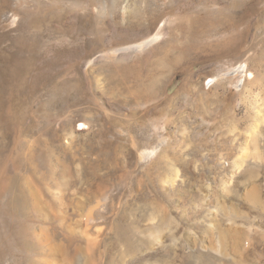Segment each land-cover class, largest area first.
<instances>
[{"label":"rangeland","instance_id":"1","mask_svg":"<svg viewBox=\"0 0 264 264\" xmlns=\"http://www.w3.org/2000/svg\"><path fill=\"white\" fill-rule=\"evenodd\" d=\"M1 176L0 264H264V0H0Z\"/></svg>","mask_w":264,"mask_h":264},{"label":"bare ground","instance_id":"2","mask_svg":"<svg viewBox=\"0 0 264 264\" xmlns=\"http://www.w3.org/2000/svg\"><path fill=\"white\" fill-rule=\"evenodd\" d=\"M24 40V39H23ZM20 41H21V39H20ZM150 42V40L149 39H147V40H145V41H142V42H140V43H137V44H135V45H132V46H129V47H127V48H124L123 50H138V49H141V48H143L146 44H148ZM29 46V45H28ZM27 46V47H28ZM15 69H13L12 71H14ZM26 71V70H25ZM16 72V71H15ZM252 75V73H250L249 74V76H251ZM147 153H145V155H146ZM143 156V155H142ZM4 178H3V176H1L0 177V193L2 192V191H4V189H5V186H6V184L4 183ZM255 188H251L249 191H251L249 194H252L250 197H254V196H256L255 194ZM248 194V195H249ZM247 195V196H248ZM10 201V200H9ZM10 202H12V199H11V201ZM235 227V226H234ZM236 227H238V226H236ZM156 228V227H155ZM157 229V228H156ZM236 229V228H235ZM160 230V229H159ZM239 237V236H238ZM240 238H242V237H240ZM252 241H253V239H252ZM253 243V242H252Z\"/></svg>","mask_w":264,"mask_h":264},{"label":"built area","instance_id":"3","mask_svg":"<svg viewBox=\"0 0 264 264\" xmlns=\"http://www.w3.org/2000/svg\"><path fill=\"white\" fill-rule=\"evenodd\" d=\"M238 75V74H237ZM239 82H237V87H241L242 86V84H243V78H244V75L242 76V75H240V73H239ZM214 83V81L211 79V78H208L206 81H205V84H206V86L207 87H210L212 84Z\"/></svg>","mask_w":264,"mask_h":264}]
</instances>
